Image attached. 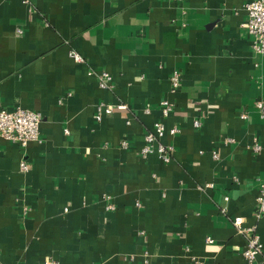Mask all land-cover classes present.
<instances>
[{"label":"crops","instance_id":"obj_1","mask_svg":"<svg viewBox=\"0 0 264 264\" xmlns=\"http://www.w3.org/2000/svg\"><path fill=\"white\" fill-rule=\"evenodd\" d=\"M249 1L0 0V110L43 116L41 143L0 137V264H248L233 217L264 244V54L243 26ZM101 102L128 109L98 120ZM160 119L180 129L163 138L169 163L141 156Z\"/></svg>","mask_w":264,"mask_h":264},{"label":"built area","instance_id":"obj_2","mask_svg":"<svg viewBox=\"0 0 264 264\" xmlns=\"http://www.w3.org/2000/svg\"><path fill=\"white\" fill-rule=\"evenodd\" d=\"M28 2V0H25ZM247 19L243 24L246 32L251 38L252 49L256 53L264 54V0H250L245 4ZM21 32V30H19ZM71 57L77 62H85V58L75 50L70 51ZM91 75H96L99 86L102 88H112L113 77L107 71H90ZM172 91L177 90L181 84V74L178 71L173 72L170 77ZM256 108L264 116V99H259ZM128 105L125 103L111 104L101 102L97 105L96 118L101 120L104 114L110 115L116 110H127ZM161 110L163 116L167 117L175 110V105L168 99L161 101ZM241 117L246 119L247 112H242ZM43 116L40 112L32 109L24 108L17 105L13 110H0V137L19 144L25 149L31 142H42L41 123ZM194 126L200 128L202 126L201 118L194 120ZM180 129L172 127L167 129L163 120L154 122L153 129L145 133V144L141 149V156L147 158L149 155L156 154L164 162L169 163L172 160L174 146L163 141L166 134H176ZM232 141V139H227ZM130 141L126 138L121 139L120 147L128 148ZM263 146L259 142H254L251 149L254 153L261 152ZM213 156L218 158L216 151H213ZM20 169L24 174H29L30 166L27 160L23 159L20 163ZM227 199V198H226ZM107 210H115L116 205L113 203L110 196H106ZM225 209H223L224 211ZM30 207L24 204V212L27 215ZM255 216L260 219L264 216V182L261 183L259 193L256 198ZM233 223L237 231L246 237L247 246L243 251V256L248 264H255L262 257L264 264V244L261 241L260 235L257 232V226H247L244 224L243 217H233ZM209 242H213L208 238ZM45 264H61L56 259H48Z\"/></svg>","mask_w":264,"mask_h":264},{"label":"trees","instance_id":"obj_3","mask_svg":"<svg viewBox=\"0 0 264 264\" xmlns=\"http://www.w3.org/2000/svg\"><path fill=\"white\" fill-rule=\"evenodd\" d=\"M153 126H154V124L152 125V127L148 131H151L153 129Z\"/></svg>","mask_w":264,"mask_h":264}]
</instances>
